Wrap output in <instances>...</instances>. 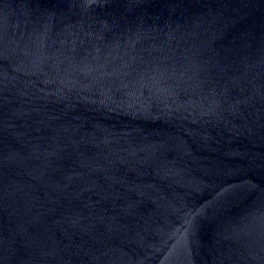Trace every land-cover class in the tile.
Segmentation results:
<instances>
[{"label": "water", "instance_id": "obj_1", "mask_svg": "<svg viewBox=\"0 0 264 264\" xmlns=\"http://www.w3.org/2000/svg\"><path fill=\"white\" fill-rule=\"evenodd\" d=\"M0 264H264V0H0Z\"/></svg>", "mask_w": 264, "mask_h": 264}]
</instances>
